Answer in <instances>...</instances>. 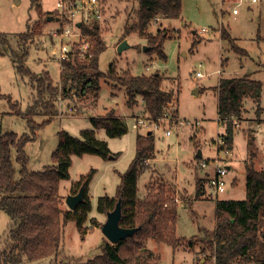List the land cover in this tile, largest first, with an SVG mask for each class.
<instances>
[{"label": "rangeland", "instance_id": "374dc122", "mask_svg": "<svg viewBox=\"0 0 264 264\" xmlns=\"http://www.w3.org/2000/svg\"><path fill=\"white\" fill-rule=\"evenodd\" d=\"M100 1L103 5L102 13L96 23L105 49L98 58L99 70L104 72L113 63L118 74L126 70L134 75L157 71L163 78V87L176 95L169 102L177 118L170 120L172 131L162 138L161 128L152 129L156 157L146 162L148 167L140 174L137 187L140 198L158 191L160 187L165 189L167 205H175L178 208L176 234L181 240L175 248L170 244L158 243L152 239H148L146 244L159 256L160 262L157 261L155 264H171L172 262L202 264L199 254L204 256L206 252L203 253L200 250L201 243L191 244L192 235L199 232V227L213 226V202L215 203L217 198L242 199L245 197V161L251 159V148L256 152L257 149L254 143L250 146L247 142L248 151L245 157L243 139L240 134H237L232 166L227 170L226 175V191L215 195L206 186V191L203 188V192L196 194L195 183L198 178H194V172L197 171L198 175H203L202 182H204L206 174L210 173L215 165H228L231 153L225 154L217 150L216 145L209 143L223 132V125L218 122L215 90L209 88L200 93H194L202 84L207 86L215 84L220 75L234 76L233 72H238L240 69L237 56L239 59L248 58L245 54L241 55L232 51L228 43L220 38L221 27L229 31L239 46L246 47L250 52H257V45L264 49L263 39L257 45L252 40L258 31L256 17L252 15L255 9L247 10L243 3L238 6L239 13L236 14L232 12V9L238 0H182L179 18L166 20L160 18L150 25L149 31L152 34H156L158 29L165 30L163 53L167 56L166 60H162L156 53L147 52L145 49L149 45L147 39L138 31L133 30L128 34L125 32L127 27L137 22L135 10L138 0ZM58 2L59 0H39L42 12L53 11L52 16L62 19L59 24L55 20L48 23L47 14H39L35 6H31L30 0H0V32L4 33L12 47L17 49V34L25 31L28 26H32L33 22H37L38 24H34V27L39 28L37 31L39 34L30 44L26 66L36 74L47 70L54 84L59 85V45L61 42L68 41L69 45L77 47L80 43L77 36L68 39L52 36L55 29L66 24L65 18L61 17L56 9ZM204 28L207 30H202ZM83 37L90 40L89 36L83 34ZM122 41H126L127 46L119 51L118 46ZM194 42L197 44L192 47ZM196 71L201 72L202 76H196ZM99 85L100 90L97 94L89 88L84 94L73 97L72 100L58 99L56 101L57 108L60 110L58 115L36 129V138L28 141L24 146L28 156L27 168L41 170L45 164L52 162L51 153L57 145L60 130L77 136L82 129L93 128L91 118L100 116L110 107L124 114L122 118L126 120L129 128L128 133L118 137H108L103 129L96 131L97 137L108 141L110 151L118 153L116 158L104 159L95 154L72 155V163L69 167L70 177L59 182L61 207L68 208L65 198L70 193V183L94 168L96 171L89 185L92 209L85 223L88 230L84 235L79 233L74 221L65 223L56 260H86L98 254L104 241H108L100 228L91 226L89 217L95 216L100 223L105 221V213L96 211L97 197L104 193L109 196L115 194L120 178L119 173L127 168L134 155L135 136L138 132L146 130L145 127L132 126L133 116L143 110V107H139L141 98L136 105L129 108L125 104L124 88L117 86L114 80L107 76L101 77ZM0 93L9 96L10 103L17 102L22 111L28 109L36 96L30 77L17 72L8 54H0ZM17 109L18 107H10L7 98L0 97V133L14 131L18 135L30 134L26 118L14 114L18 111ZM131 110L132 113L127 115L126 113ZM46 118L44 115L33 116L36 123H41ZM181 119L187 122L181 125L178 123ZM194 120L200 122L196 127L191 125ZM248 124H242L240 120H237L236 127L240 125L246 128ZM198 150L201 152L200 157L197 156ZM13 157H15L14 150ZM203 161L208 165L200 166ZM252 164L256 169L264 168V157L262 156L260 161L252 160ZM15 165L18 167L16 162ZM263 217L264 215L261 216V230H264ZM11 220L7 212L0 210V250L3 251L9 250L8 232ZM53 260H55L54 256H48L37 260L22 259L18 264H51ZM210 263L211 259H208L206 264Z\"/></svg>", "mask_w": 264, "mask_h": 264}, {"label": "trees", "instance_id": "16d2710c", "mask_svg": "<svg viewBox=\"0 0 264 264\" xmlns=\"http://www.w3.org/2000/svg\"><path fill=\"white\" fill-rule=\"evenodd\" d=\"M30 2L39 14H53V11L42 12L39 0ZM181 10L182 0H138L135 10L137 22L127 27L125 32L128 34L133 30L138 31L147 39V52L156 53L158 58L166 60L163 53L165 30L158 29L156 34H152L146 32V29L158 16L167 19L178 18ZM34 24L38 23L33 22L32 26L17 34V49L13 48L8 37L0 32V54H8L17 72L29 76L36 90V96L26 111L20 110L17 102L10 103L9 96L0 93V97L8 99L10 107H18L14 114L26 118L30 128V134L18 135L14 131L0 133V210L7 212L12 219L8 232L9 250H0V264H18L22 259L37 260L48 256L55 257L51 264H155L159 259L148 248V239L170 244L173 248L181 239L176 234L178 208L175 205H165V189L160 187L158 191L148 193L145 198L138 196V178L148 167L146 162L155 157L152 129L136 134L134 156L127 168L119 173L120 182L115 194L99 195L96 201V211L105 213L113 209L118 197H121L120 225L139 228L133 235L116 244L104 241L100 252L86 260H56V256L60 251L62 229L67 221H74L81 235L88 230L85 223L92 209L88 189L96 170L91 168L72 182L70 193H76L80 186H84V199L74 210L61 207L59 182L70 177L72 155L95 154L104 159L116 158L118 153L111 152L107 141L97 137L96 129L103 128L108 137L122 136L129 129L126 120L109 111L105 115L92 117L93 128L82 129L77 136L60 130L58 143L51 153L52 162L41 170L27 168L28 156L24 146L36 138V129L58 115V99L72 100L89 88L97 94L101 77L107 76L114 80L117 86L124 88L127 107L132 108L141 98L144 110L153 119L162 115L163 107L174 96L173 91L163 87V78L157 71L134 75L126 70L118 74L113 63L106 71L99 70L98 58L105 49V44L98 25L94 24L81 25L83 34L90 37V46L82 51L83 56L80 57L79 44L75 53L70 52L68 58L60 62L59 85L54 84L47 70L36 74L26 66L30 44L39 34V28L34 27ZM220 38L228 43L232 51L241 55L246 53L225 27L220 28ZM196 44L194 42L191 46ZM216 91L218 122L224 129L219 136L224 139L226 148L231 150L237 120L241 118L244 109L243 100L245 97H252L259 109L261 82L247 75L221 77ZM34 115H44L47 118L41 123H36L33 120ZM252 140V137L248 136L250 146ZM221 148L223 147H218V150ZM250 156L251 159L245 161V197L217 198L214 206V227H199V232L192 235L191 244L201 243V250L207 253L206 261L211 259L212 264H264V230L260 229L261 216L264 215V170L253 166V150L250 151ZM202 181L201 178L196 181V194L202 191ZM89 221L91 226L100 227L102 224L95 216L89 217Z\"/></svg>", "mask_w": 264, "mask_h": 264}, {"label": "built area", "instance_id": "2783aa9c", "mask_svg": "<svg viewBox=\"0 0 264 264\" xmlns=\"http://www.w3.org/2000/svg\"><path fill=\"white\" fill-rule=\"evenodd\" d=\"M251 2H256L257 0H250ZM245 0H238L237 4L233 7L232 12L238 13V6L243 4ZM102 3L100 0H59L57 3L58 12L60 13L61 17L63 16L65 19L66 24L60 25L55 31L53 32L52 36L54 37H78V42L80 43V57L83 56V52L89 48L90 42L89 40L83 37V32L81 29V25L85 24L86 26L97 25L96 21L101 17L102 13ZM96 18V20H95ZM60 20V21H59ZM58 23L61 22V18L59 17ZM79 23V24H78ZM207 30V29H202ZM87 36V35H85ZM78 47V46H77ZM77 47H73L69 45V42H61L59 45V61L68 58V54L74 51ZM196 76H202V73L196 71ZM177 119L175 116V112L172 109L170 103H167L165 107H163V113L161 116L156 118H150L148 113L140 112L138 115L133 116V124L134 128L137 127H145L146 129H158L161 128L163 130V136H167L171 133L172 128H170V120ZM175 121V120H174ZM187 121L186 120H178V123L183 125ZM199 121L194 120L191 122V125L195 127L199 125ZM210 144L216 145L221 148L220 151L224 152L225 154H230V149L226 148L224 139L220 136L217 139L209 141ZM208 165L205 161L200 163V166L205 167ZM228 168L224 164L215 165L212 168L210 173L206 174V186L209 188L212 194L217 195L218 193L226 191V175ZM176 200V198H175ZM177 201V200H176ZM167 205V203H165Z\"/></svg>", "mask_w": 264, "mask_h": 264}, {"label": "crops", "instance_id": "0c3cea01", "mask_svg": "<svg viewBox=\"0 0 264 264\" xmlns=\"http://www.w3.org/2000/svg\"><path fill=\"white\" fill-rule=\"evenodd\" d=\"M245 6L247 7V10H252V9H255L253 12H252V15H254L256 17V21H257V26H258V31H257V34H255V37L253 36L252 37V40L254 42V44L256 43V45L258 43H260L263 39L264 41V0H257L256 2H251L250 0H245L244 2ZM254 5V6H253ZM253 6V7H252ZM48 12V11H47ZM239 13V11H238ZM236 13V14H238ZM181 16V14H180ZM179 16V17H180ZM178 17V18H179ZM164 19L166 20L167 18H163L161 16H158L157 19ZM156 19V20H157ZM48 23H51L52 21H48L46 20ZM56 21V20H55ZM57 24L58 21H56ZM153 21L150 22V24L148 25V28L146 29V32L148 33H152L149 31V28H150V25H152ZM55 25V24H54ZM54 27V26H53ZM158 29V27H156ZM246 53L245 55L248 57L247 59H244V58H241L239 59V57L237 56V60H238V63H239V66H240V69L238 72H233L235 75L234 76H226V77H240V76H244V75H247L249 76V78L251 79H255V80H259L261 82V97H260V101H259V109H258V106L256 104V102L254 101V99L252 97H245L244 100H243V113H242V116L241 118L239 119L240 120V123H249L247 125L246 128H244L243 126L240 127V125H238L236 127V132L234 134V144H233V149L231 150V154L229 155V160L227 162V168L230 169L232 164H231V161H233V153L235 151V139H236V136L237 134H240L241 138L243 139V148H244V155L246 157V154H247V149H248V145H247V142H248V136L252 137V144L251 146L253 145L254 143V146L255 148L257 149V152L256 150H253L254 152V157H253V160H258L260 161L261 157L263 156L264 157V49H262L259 45H257V52H250L246 47H242ZM255 50V51H256ZM250 52V53H249ZM236 53V52H235ZM244 55V54H243ZM167 56V54H166ZM224 61V60H223ZM227 61H228V57H227V60H226V65H227ZM152 64V63H151ZM146 67H148V65H146ZM147 69V68H146ZM220 73V72H219ZM141 74H149V73H141ZM233 75V74H232ZM223 77V76H219L216 80V83L211 85V86H207V85H200L199 87H197V90H196V93L194 94H197V93H200L201 91H205L206 89H209V88H212L213 90H215V94L217 96V91H216V86L218 85V82H219V79ZM113 95V94H112ZM175 94L173 96V98H175ZM175 101V100H174ZM217 101V100H216ZM176 104H177V99H176ZM139 107H143V110H141V112H145L147 113L145 110H144V104L143 102L141 101V104L139 105ZM107 108V107H106ZM177 108V107H176ZM178 110V109H177ZM109 111H113L115 115L117 116H120L122 117L124 114H120L118 113L117 111H115L114 108L110 107L108 109H106L104 111L103 114L101 115H105L106 113H108ZM132 113V110L128 113H126L127 115L131 114ZM126 115V116H127ZM218 115V114H217ZM99 129H103V128H99ZM98 129H96L97 131ZM104 130V129H103ZM224 131V129H222ZM245 131H248L249 133L245 134L244 132ZM105 132V130H104ZM128 133V132H127ZM223 133V132H222ZM221 133V134H222ZM97 135V134H96ZM164 136L162 135V138ZM99 138V137H98ZM135 142V141H134ZM58 143V142H57ZM108 143V141H107ZM197 150V149H195ZM252 150V148H251ZM53 152V151H52ZM134 152H135V148H134ZM261 155V156H260ZM134 156V155H133ZM201 156V155H200ZM198 156V157H200ZM156 157V155H155ZM152 158V160L155 159ZM133 158V157H132ZM246 159V158H245ZM45 165H48V164H45ZM258 169V168H257ZM259 169H263L264 168H259ZM206 172V171H205ZM202 176L203 175H198L197 174V171L194 172V178H201L202 179ZM206 177V176H205ZM77 180V179H75ZM75 180H73L72 182H74ZM61 181V180H60ZM72 182L70 183V186L69 188L71 187V184ZM91 182V180H90ZM90 182H89V185H90ZM119 182H120V178H119ZM206 180L204 181V190L206 191V184H205ZM119 184V183H118ZM117 184V185H118ZM177 184V183H175ZM233 184V182H232ZM196 185V183H195ZM90 187V186H89ZM202 188V190H203ZM116 191V189H115ZM88 192H89V189H88ZM203 192V191H202ZM106 194V193H104ZM102 195V194H101ZM108 195V194H107ZM91 196V194H90ZM219 199H227V198H219ZM229 199H232V198H229ZM238 199H241V198H238ZM243 199V198H242ZM213 205L215 206V203L213 202ZM213 226L211 228L209 227H206L208 229H212L214 227V223H215V211H214V216H213ZM99 228V227H98ZM201 250V249H200ZM200 252V251H199ZM155 253V252H154ZM204 253V251H203ZM202 254V253H201ZM206 253H204V256L200 255L199 254V257H200V262L202 264H206ZM158 259H159V256H158ZM159 261V260H158ZM160 262V261H159ZM171 264H174V262H172ZM212 264V261L211 263Z\"/></svg>", "mask_w": 264, "mask_h": 264}, {"label": "water", "instance_id": "95a60500", "mask_svg": "<svg viewBox=\"0 0 264 264\" xmlns=\"http://www.w3.org/2000/svg\"><path fill=\"white\" fill-rule=\"evenodd\" d=\"M46 20H59L58 16L48 15ZM79 24V23H78ZM126 41H122L119 46L118 50L121 51L124 47H126ZM147 49V46L145 47ZM201 152L198 150L197 156H200ZM84 199V186H80L79 190L76 193H69L65 198V203L69 209L74 210L77 205L82 202ZM121 197H118L115 206L113 209L108 210L105 212L106 219L100 225V229L102 233L105 235L107 240L112 243L116 244L117 242L126 239L128 236L134 234V232L139 228L136 227H123L120 225V218H121Z\"/></svg>", "mask_w": 264, "mask_h": 264}]
</instances>
